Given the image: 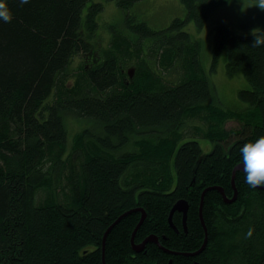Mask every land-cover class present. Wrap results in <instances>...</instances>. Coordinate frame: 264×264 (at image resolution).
<instances>
[{
    "label": "trees",
    "instance_id": "trees-1",
    "mask_svg": "<svg viewBox=\"0 0 264 264\" xmlns=\"http://www.w3.org/2000/svg\"><path fill=\"white\" fill-rule=\"evenodd\" d=\"M115 1L131 32L110 26L97 56L101 2L6 0L13 19L0 21V264H104L109 230L106 264H264V188H250L243 170L232 202L214 188L233 198L240 149L264 135V46L216 26L214 63L225 55L228 73L251 84L239 91L248 107L227 109L213 101L201 44L184 26L203 27L233 0H181L187 18L159 30L129 15L135 0ZM70 116L90 125L69 148ZM231 120L239 129L227 127ZM185 137L214 149L204 154L197 140L178 147ZM182 199L187 229L176 210V230L169 217ZM138 208L147 218L135 241L155 234L177 253L154 242L133 248Z\"/></svg>",
    "mask_w": 264,
    "mask_h": 264
},
{
    "label": "rangeland",
    "instance_id": "rangeland-1",
    "mask_svg": "<svg viewBox=\"0 0 264 264\" xmlns=\"http://www.w3.org/2000/svg\"><path fill=\"white\" fill-rule=\"evenodd\" d=\"M93 1L101 2L104 5V9L101 12H99V14L97 15L99 27L96 31V36L93 37L94 49L96 50L95 55L98 56V51L101 49L100 47L106 45L109 41V36H111V29H112L110 26L115 25L128 33H130L131 30L127 26L128 16H126L125 12L116 4L115 0H93ZM254 2L255 0H233L227 2L225 4L215 7V9L212 11V13L210 14L208 20L206 21L203 27H198L194 20H188L184 26V30L188 31L191 37L195 40H198L201 44V52H200L201 66L205 72V75L208 77V80L211 82V85L213 86V90H214L213 101L216 104H219L220 106L225 107L227 109L241 110L248 107V103L240 99L239 91L242 89H251V84L243 73H239L236 75H230L228 73L225 55L221 56L217 61V63H214L213 46H214L215 28L218 24H226L229 27H231L233 30L242 34H251L252 29L263 28L264 11H261L257 7H251L254 4ZM243 4L245 7L243 6ZM85 13H86V9H85ZM129 13H130L129 15L135 16V21L137 22L144 21L155 30H159L169 26L172 23V21L177 18L180 19L187 18V10L181 0H135L133 5L129 9ZM251 23H253V25H250ZM176 76L177 75L175 73L166 74V78L169 80L176 78ZM65 123L70 138L69 141V148H70L72 145V140H73L72 138L74 137V135L80 129L89 126L90 121H88V119L86 118L80 119L70 116L66 118ZM227 127L229 129L237 130L239 129V123L235 120H231L227 122ZM188 140H197L200 143L204 154L211 152L215 146V144L212 141L202 137L196 139L191 137H185L179 142L178 147H180L182 143ZM236 173L234 179L235 186H236ZM176 174H177L176 168L174 167L173 175H175L176 177ZM233 177H234V170L232 176V183H233ZM214 188H218V186ZM234 196H235V192L233 198ZM230 199L232 198L230 197ZM201 200H202V196H201ZM134 210L141 211L142 213L141 219H143L144 222V220L147 218V212L143 208H138ZM142 210L146 212L145 216ZM200 211H201V206H200ZM202 212H203V207H202ZM153 235L155 234H151L147 236L141 242L135 241V244H141L147 238L152 237ZM150 242H154V241H149L147 242V244ZM163 248L165 249V251L168 250L164 246ZM103 250H104V239H103ZM171 251L172 250H168V253L172 254Z\"/></svg>",
    "mask_w": 264,
    "mask_h": 264
},
{
    "label": "clouds",
    "instance_id": "clouds-1",
    "mask_svg": "<svg viewBox=\"0 0 264 264\" xmlns=\"http://www.w3.org/2000/svg\"><path fill=\"white\" fill-rule=\"evenodd\" d=\"M20 4H26L29 0H19ZM244 6V4H243ZM245 7V6H244ZM251 7H257L264 11V0H255ZM13 15L7 6L6 0H0V21L11 22ZM253 37L252 46H264V29L254 28L251 31ZM240 153L242 156V170L245 173V182L250 188L264 186V135L259 136L254 141L245 143ZM254 228H250L247 235L251 237Z\"/></svg>",
    "mask_w": 264,
    "mask_h": 264
},
{
    "label": "water",
    "instance_id": "water-1",
    "mask_svg": "<svg viewBox=\"0 0 264 264\" xmlns=\"http://www.w3.org/2000/svg\"><path fill=\"white\" fill-rule=\"evenodd\" d=\"M242 164L238 165L235 169H234V177H233V185L235 187V196L234 198L230 199L227 194L225 193L224 189L223 188H220L218 187L217 189L222 193V195L224 196V199L226 202H232L236 197H237V194H238V191L236 189V186H235V182H234V179H235V173L236 171L238 170H242ZM261 188H264V186H261ZM210 188L206 189L203 194H202V200H201V211H200V215H201V221H202V224L204 226V229L206 231V238H205V242H204V246L206 245L207 243V237H208V233H207V226L205 224V220H204V217H203V212H202V207H203V203H204V198H205V194L206 192L209 190ZM188 209H189V204L186 200L182 199V200H179L175 206L173 207V209L171 210V213H170V217H169V221L171 223V225L177 230V228L174 226L173 224V214L176 210L178 211H181L183 213V221H184V227L185 229H187V224H186V221H187V213H188ZM144 216L146 215V212L144 210H142ZM143 223V219H141L140 221V224L137 226V228L135 229L134 233H133V237H132V243H133V247L136 251H141L145 245L147 244V242L149 241H154L156 243L159 244V246L163 248V246L160 244V241H159V238L158 236L156 235H153L152 237H149L147 238L143 243L141 244H135V235H136V232L137 230L139 229V227L141 226V224ZM110 231V230H109ZM108 232H106L105 234V237H104V250H103V262L104 264L105 263V243H106V239H107V235H108ZM204 246L201 248V250L204 248ZM165 250V249H164ZM166 252H168V250H166ZM173 254L177 253V252H174V251H171ZM197 252H194L192 253L193 255L196 254ZM168 264H172V260H170V262Z\"/></svg>",
    "mask_w": 264,
    "mask_h": 264
},
{
    "label": "bare ground",
    "instance_id": "bare-ground-1",
    "mask_svg": "<svg viewBox=\"0 0 264 264\" xmlns=\"http://www.w3.org/2000/svg\"><path fill=\"white\" fill-rule=\"evenodd\" d=\"M80 119H82V118H80ZM192 120H193V119H192ZM191 125H192V124H191ZM229 198H230V197H229ZM178 201H179V200H178ZM178 201H177V202H178ZM228 203H229V202H228ZM188 204H189V203H188ZM174 206H175V205H174ZM172 208H173V207H172Z\"/></svg>",
    "mask_w": 264,
    "mask_h": 264
}]
</instances>
